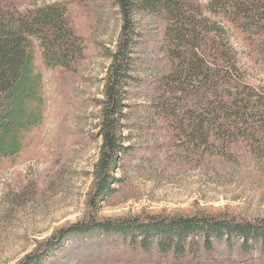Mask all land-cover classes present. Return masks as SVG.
<instances>
[{"label": "rangeland", "instance_id": "rangeland-1", "mask_svg": "<svg viewBox=\"0 0 264 264\" xmlns=\"http://www.w3.org/2000/svg\"><path fill=\"white\" fill-rule=\"evenodd\" d=\"M20 10L66 2L71 22L82 37L85 55L74 69L47 67L35 41L34 72L40 81L31 107L36 125L19 131L20 150L0 156V264H26L43 253L61 228L89 216L87 197L100 155L104 78L122 27L116 0H0ZM141 32L124 134L131 149L114 169V191L102 202L99 218L147 215H213L264 218V147L247 143L223 151L184 148L166 120L151 107L153 85L171 70L159 47L166 25L153 16L139 17ZM249 84L264 90V51L223 21ZM258 43V42H257ZM9 135L7 143L13 140ZM130 238L101 232L68 235L36 264H186L154 247L131 246ZM137 246V245H135ZM217 261L232 254L219 247ZM205 261L215 253L200 250ZM264 259V258H263ZM187 260V259H185Z\"/></svg>", "mask_w": 264, "mask_h": 264}, {"label": "trees", "instance_id": "trees-1", "mask_svg": "<svg viewBox=\"0 0 264 264\" xmlns=\"http://www.w3.org/2000/svg\"><path fill=\"white\" fill-rule=\"evenodd\" d=\"M84 3L88 0H76ZM122 19L121 32L104 78L101 106L100 155L87 197L89 216L58 232L41 254L68 235L101 232L130 238L131 246L186 264H227L217 261L220 246L239 257L234 264H264V218L248 220L225 215H147L99 218L102 202L114 191V169L131 149L123 120L130 105L128 88L133 81L141 32L139 17L153 16L166 28L160 49L171 61L169 73L153 85L151 103L175 131L181 145L223 151L247 143L264 147V90L249 84L223 21L247 33L264 51V0H116ZM35 41L47 67L74 69L85 55L82 37L75 30L66 2L20 10L0 2V156L20 150L19 131L36 125L39 112L31 107L40 75L34 72ZM13 140L6 142L9 135ZM137 245V246H135ZM200 250L215 253L205 261ZM28 256L26 264L41 259ZM187 259V260H185Z\"/></svg>", "mask_w": 264, "mask_h": 264}]
</instances>
